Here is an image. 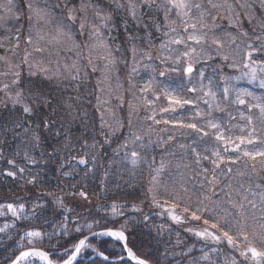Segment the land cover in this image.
<instances>
[{"label": "snow or ice", "instance_id": "snow-or-ice-1", "mask_svg": "<svg viewBox=\"0 0 264 264\" xmlns=\"http://www.w3.org/2000/svg\"><path fill=\"white\" fill-rule=\"evenodd\" d=\"M45 6L41 7L38 0H22V4H17L15 0H0V93H3V97H0V106L8 107L10 103L12 108L19 106L22 112L26 115H38L40 110H51L52 113L57 111V108L51 107L57 105L59 108H63L68 117L71 120H75L73 111L75 109L74 101H78L80 97L68 95L67 100H62L59 97L53 96L50 92L46 91V85L48 82L55 80L57 86L62 84L65 88H79V84H71L72 81H78L87 77V71L84 72V76H81L82 65L79 60L82 58L80 51L76 52L77 59L72 60L71 64L62 62L60 57L61 52H68L72 49L88 50L87 64L91 66V71H97V62L104 61L103 72L113 68L117 62V57L114 55L118 52L119 46L113 47L109 41L112 40L111 32L115 27V17L113 12L119 13L126 11L132 20H142V16L138 17V12L141 8H147L149 11L155 6V10L163 13L164 24L163 27L167 30L162 34L166 38L160 44L162 50H166L169 54L161 56L158 59L162 65H165L164 70L159 71L153 75L142 87L138 89L139 96L135 97V102L128 101V120L127 128L129 135L125 141L118 146L115 150L116 154H119L121 149H125L121 163L130 164L132 168H136L142 162L147 161L149 165L155 163V157L151 160H147L146 157H142L140 151L135 150L137 146L140 149L146 150L152 147L151 134L155 132V128L152 125H172L182 130H190L196 135V140L192 144L180 145L183 150L182 155H187L190 151L192 153L193 160L197 166H201L202 161L209 162L212 167L203 168V180L201 188L206 184L208 186L207 191L209 194L201 193V198L198 200L200 207L192 209L190 206L185 205L182 209L183 213H189L191 218L196 221H200L203 218L204 228L203 230L196 231L195 235L205 240H212L220 242L226 240L227 244L233 249H239V254L244 259L239 264H247L249 259L253 264H264V247H256L250 240L258 239L261 245H264V214L260 218L252 217V225L248 223V217L245 216V204L243 202H237L232 200L233 194L238 197L239 201H247L248 206L256 208V204L253 201L248 200L247 196H240V185L237 188H233L230 182L221 183L220 178L216 175L217 172L232 173V168L228 165L236 164L240 161L241 157H247L253 161L252 170L255 172L256 159L260 158V163L264 165V120L260 121L261 127L258 129L253 124L251 116L242 118L247 121L245 128L241 129L243 135L233 137L230 135L231 128L222 124L212 116V110L220 109V103L216 101V93L212 91L211 81L209 85L205 86L203 83L204 71L199 72L200 83L199 87L193 86L187 89L189 93L203 92L205 97L210 99H203V103L207 106L209 111L202 112L199 110V106L194 100L186 99L180 95L177 91L178 88L183 90L182 86L176 85L173 87V82L168 79V75L171 73H182L189 77V83H191V76L194 72V63L198 62L201 57H207L212 59V56L205 50V46H215L216 55L220 56L221 49L224 48L223 39L214 35L215 32L220 30V26L216 23L219 17L220 10H223L230 24L239 25V13L235 12V6L229 3V0H110L112 10L107 11L101 6V3L97 2L92 4L91 2L85 3L84 0H80V4L77 7L72 4V0H44ZM240 7H250L247 4H241ZM92 9L93 19L98 23L89 22L87 19V10ZM25 9L28 13V23L31 26L27 34H23L20 28L9 27L8 25L13 21H19L24 15ZM57 11L60 15H57ZM213 12L216 14L214 15ZM247 15V13H245ZM173 16L175 18H173ZM37 24L43 23L47 26L49 31L43 32L41 29L35 28L33 21ZM252 17H249L251 22ZM78 22L77 32L80 36L86 37V42H79L76 39L72 28ZM110 25L112 27H110ZM157 31L160 30L161 25L155 24ZM22 27V26H21ZM145 28L148 25H144ZM260 31L257 33L256 29H253L254 39L249 38L250 42L245 45V56L247 58L244 67L250 69L249 72H245V76H249L251 79H256L257 66L261 72H264V61H252L253 55H264V22H258ZM108 32V36L104 35V32ZM35 33V34H33ZM230 35V34H229ZM241 35L248 38V32H242ZM129 40H134L136 37L129 36ZM235 42L236 37H231ZM149 43L151 41L149 40ZM23 47V57L19 58L21 46ZM181 47L183 50L181 51ZM199 47V51L197 48ZM134 65L139 62L135 57L137 54V48L133 45L132 49ZM148 60H151V56L148 53H142ZM39 57V58H37ZM222 59L227 61L228 55H223ZM18 60L19 62H14ZM27 69V79H22L23 68ZM149 65H146L148 67ZM235 67L236 65H231ZM136 67L132 68L133 72H136ZM153 72L156 70L153 68ZM10 78V80H9ZM107 78V77H105ZM163 78V79H160ZM8 80V82H4ZM69 82L64 84V82ZM99 83V82H98ZM23 85V86H22ZM260 86L264 88V80L260 81ZM119 88L120 85L118 84ZM207 87V91L205 88ZM229 89L225 87L223 89V96L228 98ZM252 96L251 92L247 90H239L237 92V102L239 104H245V100L241 97ZM167 102V107H159L161 99ZM117 99L120 101V105L123 106V96L119 95ZM253 99L260 100V97H253ZM100 101L98 98V105ZM104 103H107L105 101ZM193 105L196 107L193 120H202V124L196 122H185L183 118L173 119H158V115L172 113L175 114L178 109L183 110L185 106ZM249 109H259L261 116L264 117V103H257L255 105H248ZM107 111V110H106ZM140 111H144L146 115L143 117L144 121H151L147 130L141 135L137 131H132L133 117L138 115ZM231 118V117H230ZM39 119L42 122V126L45 129L51 131L56 126V121L48 119L46 116L40 114ZM16 127H21L17 124ZM61 127H64L61 125ZM109 128V136L115 135L117 132L124 128L123 122L117 121L115 127L107 124L104 120V113H101V128ZM41 124L38 123L36 130L31 128L24 129L25 132L32 131V140L39 144L41 137L37 134L40 130ZM207 129V130H206ZM4 129H0L3 131ZM55 136H60L61 133L56 131L53 133ZM68 135L67 131L64 133ZM103 135V133H101ZM147 137V142L145 141ZM205 138H209L213 141L211 147H205L203 153L197 150L195 146L197 143L204 142ZM172 135L168 136V140H173ZM110 143L108 137H105V144ZM160 143H166L160 138L156 144L158 147ZM129 144L132 145L133 150L127 151ZM96 143L89 145L87 141H84L83 148L95 149ZM250 146L254 147V150H248ZM259 146V147H255ZM166 150V149H165ZM19 154V153H17ZM27 157V153H25ZM97 160L96 156L89 158L88 153H85L84 157H80L78 163L87 166L89 163L95 165ZM31 163H35V160H30ZM10 165H14L15 161L9 160ZM111 163V162H110ZM168 165L162 158L159 167L154 169L156 175H153V184H158L157 177L164 171ZM182 166L178 161L175 165L177 169ZM223 166V167H222ZM184 168H188L189 165L183 164ZM88 169L87 171H90ZM21 173L24 172L23 168H20ZM87 171L85 175H87ZM211 176L209 177V173ZM240 176L244 173L238 172ZM8 176L14 177L15 172H7ZM64 176L71 175L68 172L63 173ZM108 173H105L107 176ZM181 180L183 181V173H181ZM36 177H33L28 183H35ZM71 187L75 188V185ZM259 187V185H257ZM219 189V192H217ZM167 190V189H166ZM149 192L153 189L149 188ZM187 193L188 189L184 187L183 183L180 184L179 190H173V202L169 205L168 201H165L162 205L155 196L152 197V204L158 207H166L171 219L176 222H180L182 216L176 215L175 210L183 203V197L180 192ZM250 191V189H249ZM75 195L76 193H71ZM52 195V193H48ZM81 197L86 198V193L79 192ZM224 196L227 203L232 209L238 210L235 214L230 215L228 212H224L222 216L214 214V209L220 206L219 200H214L213 196ZM253 196L256 193H252ZM259 199L262 205H264V192L259 194ZM55 203L65 211H73L68 209L64 205V200L60 197L56 198ZM43 207L42 205H33V208ZM123 205L113 201L110 205V215L112 217H123L124 212L121 211ZM136 208L135 205H133ZM6 208L8 212H11L12 216L19 218L20 213L24 209V205H14L9 203L7 205L0 204V209ZM138 210V209H137ZM206 214V215H205ZM0 215H4L3 211H0ZM211 217V219L207 218ZM27 219V217H24ZM65 217V221H67ZM144 220L147 221L148 217L145 216ZM235 221V224L232 223ZM47 223V221H45ZM96 223H99L98 221ZM9 227L5 224L0 227V232H4ZM89 231V234L93 237H109L120 245L122 255L117 260L118 264H151V261L145 257L137 255L131 247H129V231L128 221L125 220L119 227H104L99 232H93L92 223L84 225ZM75 231L80 232L81 227L78 225ZM191 231V229H189ZM68 235L67 224H61L59 232H42L38 229H29L23 232L20 236V242L17 245V250H14V258L11 259L10 264H77V258L81 254L82 250L92 248L97 255L108 260L109 257L105 256L103 252H97V250L88 243V236H84L77 243L72 245L71 250L68 248L63 249V255L60 259H54V256L58 255L57 249L60 247V239ZM26 241V245H25ZM242 242L243 245L242 246ZM47 244L45 247H37L38 244ZM70 251V254H69ZM66 256L67 258H63ZM203 259H208V254L205 253ZM232 264H236L233 260Z\"/></svg>", "mask_w": 264, "mask_h": 264}, {"label": "trees", "instance_id": "trees-1", "mask_svg": "<svg viewBox=\"0 0 264 264\" xmlns=\"http://www.w3.org/2000/svg\"><path fill=\"white\" fill-rule=\"evenodd\" d=\"M94 1L95 3L108 2V10H112L110 0ZM261 1L263 0H256V5L254 4L258 20L255 19L250 22L243 19L242 16L239 19L238 29L247 31L248 36H252V39H254L253 29H256L258 33L260 31L258 22H264V2ZM72 3L79 5L80 0H72ZM157 3H159V0H157ZM113 15L116 19L114 21L115 27L111 32L113 40L111 45L119 46L120 43L122 49H128L130 46L135 45L138 49V47L146 48L150 46L149 44L156 43L160 39H166L162 34L167 30L163 27V13L156 11L155 6L151 11L147 8H141L138 17L142 16V20L138 21L132 20L126 11L113 12ZM154 23L161 25L159 31H157ZM144 25H148V27L145 28ZM110 27L112 26L110 25ZM129 36L136 37V39L129 40ZM149 40L151 43H149ZM243 45L244 43H242ZM214 64L216 65L215 62ZM215 67V70H218L217 65ZM81 76H84L83 72H81ZM92 77L87 74L86 78L72 81L71 84L73 85L79 84L78 89L65 88L63 84L58 87L55 80L48 82L46 85V91L62 100H67L68 95H78L80 97L78 101L73 102L75 104L73 111L75 120H71L66 111L57 107V105L51 106L57 108L55 113H52L50 109L47 111L41 109L38 115H26L19 106L12 108L10 103L6 108L0 106V129H4L0 131V204L12 203L25 206L24 212L20 213L19 218L12 217L10 219V222H12L11 227H8L4 232H0V264H9L11 259L14 258V250H17L20 236L24 231L35 228L43 232H53L54 230L59 232L60 225L66 223L68 235L60 239V247L57 249L58 255L53 257L60 259L63 255V251L60 252V250L69 249L79 238L89 232L84 227L86 220H82L83 216L87 214L93 218L91 221L93 224L92 230L104 227H119L127 220L129 246L137 255L149 259L151 264H226L227 256L231 252V246L226 241L205 240L183 230L187 225L195 224V220L191 218L189 213H185V215L190 222L181 224L172 222L166 216L159 217L155 212L147 215V221L144 220L145 212L142 213L139 210L126 211L130 216H134L132 218L127 216L112 217L110 215L109 207L113 201L122 204L126 209H130L131 205L141 204L143 208L146 207L148 210H152L158 207L152 204V197L155 196L161 204L168 201L170 205L173 202V190H179L181 183L188 189V192H180L183 203L178 209L182 211L185 205L190 206L192 209L200 207L198 200L201 198V193L210 195L206 184L201 188L203 180L201 167L211 169L212 165L207 161H203L201 166H197L190 151L187 155H182L183 150L179 146L192 144L196 140L195 134L190 130L177 129L172 125L164 124L154 127L155 132L151 134L152 147L142 150L137 146L135 149L140 151L141 156L146 157L147 160L155 157V163L149 165L145 161L136 168H132L130 164L121 163L125 149H121L119 154H116L115 150L128 137L129 130L126 126L115 135L109 136V128H101L100 107L96 99L99 94L96 82ZM22 79H27V71H22ZM68 83L67 81L64 82V84ZM0 97H3V93H0ZM224 100L228 102V99ZM40 114L56 121V126L51 131L43 128L39 119ZM117 114L120 118L126 116L124 109H121ZM139 115L136 117H141L142 114ZM219 117L225 118L223 115H219ZM104 120L107 124L113 127L116 126L114 124L115 118ZM137 121L141 122L136 118ZM224 121L231 125L228 120ZM38 123L41 124L40 130L37 132L41 137L39 144L32 140V131H24L27 128L36 130ZM17 124L21 127H16ZM61 125L64 127H61ZM245 126L243 125L241 128H245ZM147 128L148 123L146 122L136 123L133 125L132 131H137L143 135ZM56 131H59L61 135L55 136L53 133ZM65 131L68 133L67 136L64 135ZM231 131H233L232 128ZM243 134L245 133L240 130L239 135ZM169 135H172L174 139L169 141ZM105 137L109 138L110 143L105 144ZM160 138L166 143H160L157 147L156 144ZM84 141H87L89 145L95 142L97 146L95 149H85L83 148ZM145 141L147 142V137H145ZM205 144L212 145L213 141L205 138L204 142L197 143L195 146ZM131 150L133 148L129 144L127 151L130 152ZM86 152L89 158L91 156L97 157L95 165L89 163L85 166L78 163L79 158L84 157ZM25 153H27V157ZM162 158L168 166L157 177L159 183L154 185L152 182L153 175H156L154 169L159 167ZM9 160L15 161V164L10 165ZM30 160L36 162L31 163ZM178 161L182 164L180 169L175 167ZM255 163L256 169L253 172V161L247 157H241L238 163L228 165L232 168L231 174L226 173V171L216 173L222 184L226 181L230 182L233 188L242 185L240 196L246 195L248 200L256 204V208L253 209L248 206L247 201H239L235 194L232 196V200L245 204L244 212L245 216L248 217L250 226L252 225V217L260 218L264 214V205L261 204L259 199V194L264 192V165L260 163L259 157H257ZM183 164H187L189 167L184 168ZM20 168L24 169L23 173L19 171ZM88 169L91 170L87 171ZM86 171L87 175H85ZM7 172H15L16 175L14 177L8 176ZM65 172L71 175L64 176L63 173ZM106 172L108 173L107 176H105ZM238 172H242L244 175L240 176L237 174ZM181 173H183V181L181 180ZM208 175L210 177L211 172ZM33 177H36V182L28 183ZM72 185L76 187L73 188ZM149 188H152L153 191L149 192ZM80 191L86 193L90 200L88 203L91 205L90 207L86 206L79 209L80 206L75 205L72 208L73 211L68 212L55 203V197L63 195L69 198L78 195ZM217 192H219V189H217ZM48 193H52V195H48ZM252 193H256V195L253 196ZM213 199L220 201V206L213 210L217 216H222L224 212L232 215L238 211L231 208L224 196H213ZM37 204L43 207L33 208V205ZM3 210L7 211L6 208ZM8 213L7 211V215H10ZM6 217L0 215V219ZM24 217H27V219ZM65 217L68 218L67 222ZM207 218L211 219V217ZM97 221L99 223H96ZM232 223L235 224V221H232ZM78 224H81L80 232L75 231ZM249 240L256 247H263L260 241L253 239L251 235ZM96 241H98L97 238L91 239L94 244ZM108 241L113 240L102 238L98 242L101 247H107ZM36 246L47 249L46 243ZM204 250L208 251L207 260L203 259ZM16 254H18V250ZM91 254L90 252L85 253V256L77 261V264H118V261H106L97 258V256L87 259L86 257ZM108 254L112 255V252L108 251Z\"/></svg>", "mask_w": 264, "mask_h": 264}, {"label": "rangeland", "instance_id": "rangeland-1", "mask_svg": "<svg viewBox=\"0 0 264 264\" xmlns=\"http://www.w3.org/2000/svg\"><path fill=\"white\" fill-rule=\"evenodd\" d=\"M15 2L17 4H22V0H15ZM84 2L85 3L91 2L92 4H95L94 0H86ZM261 2H264V0ZM38 3L41 7L45 6L44 0H38ZM99 3H101V6L104 7L107 11H111V10H108V6H107L108 2L107 3L99 2ZM229 3L235 6V12L240 14L239 19L241 16L243 17V19L247 21H249V17H252L251 21L257 19L256 8H255L256 0H229ZM241 4H247L250 7L242 8L240 7ZM76 6L78 7L79 5H76ZM245 13H247V15H245ZM56 14L60 15L58 11ZM213 14L215 15L216 13L213 12ZM27 17H28V13L25 9L24 15L21 17V19L19 21H13L8 26L14 27V28H20L21 32L26 35L28 29L31 27L28 23ZM173 18L175 17L173 16ZM87 19L89 22L98 23V21L93 19V12H92V9L90 8L87 10ZM216 23L220 26V30L215 32L214 35L222 38L224 42V48L221 49L220 56L216 55L215 46H211V47L205 46V50L209 52V54L212 56V59H208L207 57H201L198 62L194 63V72L191 76V83H189V77L186 75H182V73H171L168 75V79L173 82V87H175L176 85L182 86L183 90H181L180 88L177 89L180 95L184 96L186 99L196 101V103L199 106V110H201L202 112H207L209 111V109L203 103V99H210V98L205 97L203 92H197V93L187 92L188 88H191L193 86L199 87V83H200L199 72L203 70L204 71V79H203L204 85L208 86L209 81H211L212 91L216 93V101H212V102L220 103V109L214 108L212 110V116L214 119L220 121L222 124L226 125L227 127L232 128L233 131L230 132V135L235 137V136H239L240 130L242 129L241 126L247 124V121L244 118H242L241 113H243L244 117L251 116L253 119V124L258 129L261 127L260 121L264 120V117L261 116L259 109L257 108L249 109L248 105L264 103V88L260 86V81L264 80V72H261L259 70V67L257 66L256 79H251L249 76L244 75L245 72L250 71V69H247L244 67V64L247 60L245 56V51H246L245 45L249 43V38H251L252 36L251 37L248 36V38H246L243 35H241V33L245 31L239 30L238 25L230 24L223 10H220V14H219V17L217 18ZM33 25L35 26V28L41 29L43 32L49 31L48 27L44 26L42 22L37 24L34 20ZM233 27H234V30H233ZM77 29H78V22L72 28V31L75 34L76 39L79 42L81 43L86 42V37L80 36L77 32ZM2 34L3 33H0V35ZM104 35L107 37L108 32L105 31ZM231 37H236L235 42L232 41ZM164 40L165 39H160L156 43L149 44L150 46H147L146 48L138 47L137 49L138 51H137L135 59L139 63L135 65L133 62V55L131 51L132 47L130 46L128 49H122L121 44L119 43L120 50L114 53V55L117 57V62L113 68L104 72L103 75H102V72L104 71L103 64L105 62L104 61L97 62V71L92 72L91 66L87 64V60H88L87 48H83L80 50L72 49L71 51H68V52H61L60 57L62 59V62H67L71 64L72 60L77 59L76 52L77 51L81 52L82 58L79 60V63L82 65L81 72L84 73L85 71H87V74L93 76L92 79H94L96 82L97 92L99 94V96L97 95L98 97H96V99L98 101V98H99V101H100L99 103L100 116H101V113H104V119L112 120L113 118H115L114 124H117V121H120V122H123L124 127H126L127 120H128V111H129L127 107V102L128 101L135 102V97L133 93H135L136 96H139L140 93L138 92V89L142 87L153 75H155L159 71L164 70L165 65H162L160 63V60L158 59L161 56H165L169 54L166 50H162L160 48V44ZM112 41L113 40L109 41V43L111 44ZM241 42L244 43L243 46ZM112 46L116 47L115 45H112ZM23 47L24 46L22 45L20 53H19L20 59H22L23 57ZM180 50L182 51L183 48L181 47ZM197 50L199 51V47L197 48ZM142 53H148V55L151 56V60H148V58L146 56H143ZM0 54H3V53L1 52ZM223 55H228L229 59L227 61H224L222 59ZM252 61H256V62L264 61V55H253ZM14 62H19V61L14 60ZM214 62L216 63L218 70H215L216 65L214 64ZM146 65H149V66L146 67ZM231 65H236V66L233 67ZM134 66L137 69L136 72L132 71V68ZM153 68H155L156 70L155 73L153 72ZM0 70H2V68H0ZM23 71H27V69L23 68ZM134 79L135 81H133ZM160 79H163V78H160ZM4 82H8V80H5ZM118 84L120 85L119 88L117 87ZM225 87L229 89V94L227 98L228 102L224 100L225 98L223 96V89ZM242 89L247 90L248 92L252 93V96L241 97L242 99L245 100V104H239L237 102V92ZM205 91H207V87L205 88ZM119 95L123 96V100H124L123 106L120 105V101L117 99ZM198 97H202L203 99H198ZM253 97H260L261 99L257 100V99H253ZM105 101H107V103H104ZM159 107H167V102L163 100V98L161 99L160 104L158 105L157 111ZM121 109H124L126 113V116L122 118L127 119V120H123L117 114V112H120ZM195 111H196L195 106L188 105V106H185V109L183 110L178 109L175 114L168 113V114L158 115L157 118L161 120L173 119V118H177V119L183 118L185 122H196L198 124H202L204 122L202 120L191 119L194 116ZM139 114H142L141 117H136V116H140ZM139 114L133 117V125L136 123L141 124L142 122L143 123L146 122L148 123V126H149L151 124V121L143 120V117L146 115V113L144 111H140ZM218 114L225 116V118L219 117ZM136 118L141 120V122H138V121L136 122ZM224 120H228L232 126L228 125L229 123H226V121ZM162 124L163 123H161L160 125ZM152 126L155 127L157 125H152ZM176 128L178 129V127ZM211 146L212 145L205 144V145L196 146V147L198 151H201L203 153V150L205 147H211ZM255 147H259V146H255ZM248 150L250 151L254 150V147L250 146ZM58 197L64 200V205L68 209H72L75 205H79L80 206L79 209H83L86 206H89V207L91 206L90 204H88L90 200L87 196L85 198V197H81L78 194L75 196H71L69 198H66L63 195H60ZM56 198L57 197H55V201H56ZM163 204L164 203H162V205ZM14 205H17V204H14ZM135 206L136 208H134L131 205L130 209H126L123 206L121 211H123L124 216H127L128 218H132L134 216H130L128 213H126L127 210L133 211V210L138 209L142 213L145 212L144 216H147L151 212H155V214H158L159 217L166 216L172 222L177 223V224H181L184 222H190V220L186 217L185 213H183V211H180L178 208L175 210V214L182 216V219L180 222H176L171 219V216L168 214L166 207H159V208L155 207L152 210H148L146 207L143 208V205L141 204H135ZM0 211L4 212V215H1V216L8 217V218L6 217L5 219H0V227H3L5 224H8L9 227H11L10 225L12 222H10V219H12V217L14 216H12L11 212H9L10 215H7V211L3 209H0ZM109 212H110V207H109ZM83 219L86 220V224L91 223V221L93 220V218L90 217L89 214L84 215L82 220ZM194 222H195L194 225H190V226L187 225L186 227L183 228V230L187 231L191 235H195L196 231L203 230V228L205 227L203 224V220H200V221L195 220ZM78 225L81 226V224H78ZM31 229H35V228H31ZM189 229H191V231H189ZM223 241H226V240H223ZM113 244L115 243H111V246H113ZM92 246L95 249L97 248L95 245H92ZM242 246H245L243 245V242H242ZM261 246L264 247V245H261ZM92 250H93L92 248L84 249L82 250V254H84L87 251H92ZM121 252L122 251L119 249L120 254H122ZM207 252H208L207 250L206 251L204 250L203 255ZM66 258L67 257H65V259ZM227 258L228 260L226 264H232L233 260H235L236 264H239V262L244 259L243 257L240 256L239 249H233L232 247H231L230 255H228ZM247 264H253V262L249 259V261H247Z\"/></svg>", "mask_w": 264, "mask_h": 264}, {"label": "bare ground", "instance_id": "bare-ground-1", "mask_svg": "<svg viewBox=\"0 0 264 264\" xmlns=\"http://www.w3.org/2000/svg\"><path fill=\"white\" fill-rule=\"evenodd\" d=\"M100 229H104V228H100ZM100 229H94V230H92V231L94 232V231H96V230H100ZM88 234H89V232L86 233V234H84L81 238H83L84 236H87ZM81 238H79L78 240H80ZM93 238H97L98 241H100L102 238H107V239H112V238L96 236V237H92V238L88 239V243H89V244H91V245H95V246L97 247V248H96L97 252H103L105 256L109 257V259H108L107 261H118L117 258H118L120 255L123 254L122 252H121L122 254L119 253V249L121 250L120 245H119L118 243H116L113 239H112L113 241H108V243H107V247H101V245L99 244L98 241H96L95 244L91 242V239H93ZM78 240H77L75 243H77ZM75 243H74V244H75ZM111 243H115V244H113V246H111ZM74 244H73V245H74ZM129 247H130V246H129ZM69 248H72V246H70ZM112 248H113V249H112ZM62 251H63V250H60V252H62ZM108 251H109V252H112V255H109V254H108ZM133 251H134V250H133ZM88 252H90V253H92V254H91L90 256L86 257L87 259H91V258H94V257L97 256V258H100V259H103V260H104L103 257L97 255V253L94 252L93 250H92V251H87V252H85V253H88ZM85 253L83 254V257L85 256ZM65 257H66V256H65ZM65 257H64V258H65ZM54 259H56V258H54ZM78 260H80V259H78Z\"/></svg>", "mask_w": 264, "mask_h": 264}, {"label": "water", "instance_id": "water-1", "mask_svg": "<svg viewBox=\"0 0 264 264\" xmlns=\"http://www.w3.org/2000/svg\"><path fill=\"white\" fill-rule=\"evenodd\" d=\"M194 66V65H193ZM103 229H100V230H96V231H94V232H96V233H99V232H101ZM88 236V239H90V238H92L93 236H91L90 234H88L87 235ZM84 238V237H83ZM83 238H81V239H83ZM79 241V240H78ZM81 256L79 255L78 256V258H77V261H78V259L80 258Z\"/></svg>", "mask_w": 264, "mask_h": 264}]
</instances>
